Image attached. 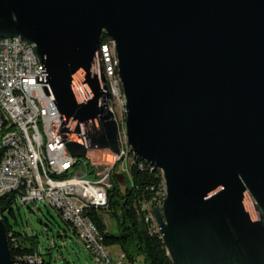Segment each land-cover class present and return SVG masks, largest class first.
Here are the masks:
<instances>
[{
  "label": "water",
  "instance_id": "1",
  "mask_svg": "<svg viewBox=\"0 0 264 264\" xmlns=\"http://www.w3.org/2000/svg\"><path fill=\"white\" fill-rule=\"evenodd\" d=\"M102 34L126 144L163 179L152 215L172 263L264 264V0H0V38L32 45L77 159L120 152ZM0 264H14L2 219Z\"/></svg>",
  "mask_w": 264,
  "mask_h": 264
},
{
  "label": "built area",
  "instance_id": "2",
  "mask_svg": "<svg viewBox=\"0 0 264 264\" xmlns=\"http://www.w3.org/2000/svg\"><path fill=\"white\" fill-rule=\"evenodd\" d=\"M98 59L106 80L102 86L106 85L110 95L107 110L118 128L120 152L114 155L108 150H88L85 158L77 159L69 154L58 136L61 115L51 97L45 95L42 88L45 83H36L42 65L32 45L21 39L0 38V152L3 155L0 199L14 195L15 202L24 206L43 203L51 207L69 226L89 264H114L89 216L92 210L108 209L107 192L111 188L112 174L106 172L101 177L91 154H109L126 176L133 156L126 144L125 99L118 77L115 44L111 39L100 44ZM87 162L93 174H89ZM162 191L164 200V186ZM146 220L156 227L152 212ZM27 261L28 264H44L37 255ZM115 264L129 263L120 254Z\"/></svg>",
  "mask_w": 264,
  "mask_h": 264
},
{
  "label": "trees",
  "instance_id": "3",
  "mask_svg": "<svg viewBox=\"0 0 264 264\" xmlns=\"http://www.w3.org/2000/svg\"><path fill=\"white\" fill-rule=\"evenodd\" d=\"M107 41L108 37L102 34L100 44L103 45ZM2 156L0 152V161ZM86 167L89 174H93L89 162ZM123 176L125 180L123 186L119 185L113 176L110 177L111 188L107 192L108 209L102 212L92 210L89 213L103 238L105 247H117L129 264H173L154 223L146 220L147 215L158 208L163 200L164 183L161 173L131 158L128 176L124 174ZM17 210L18 203L15 202L14 195L0 199V219L5 222L7 228L14 264H28L27 259L36 255L44 264H72L66 260L52 263L51 249H46L39 255L37 236L13 231L9 219L16 221ZM104 215L114 223V229L108 228ZM58 216L62 220L59 213ZM63 223L70 231L69 226ZM44 226L51 231L53 223L46 219Z\"/></svg>",
  "mask_w": 264,
  "mask_h": 264
},
{
  "label": "rangeland",
  "instance_id": "4",
  "mask_svg": "<svg viewBox=\"0 0 264 264\" xmlns=\"http://www.w3.org/2000/svg\"><path fill=\"white\" fill-rule=\"evenodd\" d=\"M91 156L95 162L96 171L101 177L106 172H109L110 175L114 173L122 174L120 165L115 162L113 163L112 157L109 154L94 152ZM77 170L79 171L80 168H77ZM89 180H92V178L89 177ZM109 183L111 184L110 180ZM46 219L53 223L51 231L47 230L44 226ZM104 219L108 228L110 230L114 229V223L109 220L107 215H104ZM9 224L15 232H24L28 236H37L39 255H42L46 249H51L52 263H60L62 260H66L72 264H88L89 262L86 253L75 242L72 233L59 218L58 213L43 203L35 206L31 204L26 206L18 204L16 221L9 219ZM108 249L115 264L121 252L117 247H110ZM140 262L142 263V259H140Z\"/></svg>",
  "mask_w": 264,
  "mask_h": 264
},
{
  "label": "crops",
  "instance_id": "5",
  "mask_svg": "<svg viewBox=\"0 0 264 264\" xmlns=\"http://www.w3.org/2000/svg\"><path fill=\"white\" fill-rule=\"evenodd\" d=\"M89 260V259H88ZM88 264H89V262H88Z\"/></svg>",
  "mask_w": 264,
  "mask_h": 264
},
{
  "label": "flooded vegetation",
  "instance_id": "6",
  "mask_svg": "<svg viewBox=\"0 0 264 264\" xmlns=\"http://www.w3.org/2000/svg\"><path fill=\"white\" fill-rule=\"evenodd\" d=\"M263 221H264V219H263Z\"/></svg>",
  "mask_w": 264,
  "mask_h": 264
}]
</instances>
